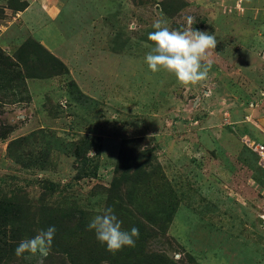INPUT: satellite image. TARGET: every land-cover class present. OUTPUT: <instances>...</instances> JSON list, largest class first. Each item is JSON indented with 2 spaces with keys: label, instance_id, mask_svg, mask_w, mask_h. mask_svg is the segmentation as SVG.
<instances>
[{
  "label": "rangeland",
  "instance_id": "374dc122",
  "mask_svg": "<svg viewBox=\"0 0 264 264\" xmlns=\"http://www.w3.org/2000/svg\"><path fill=\"white\" fill-rule=\"evenodd\" d=\"M61 1L54 23L0 0V48L39 62L43 50L20 54L32 41L69 69L0 88V200L27 208L0 224L3 239L20 232L0 264H264V200L250 195L264 196V0ZM190 16L218 42L207 79L182 85L145 56L155 20L184 30ZM109 207L139 229L134 247L109 252L88 229ZM41 216L60 249L18 258Z\"/></svg>",
  "mask_w": 264,
  "mask_h": 264
},
{
  "label": "clouds",
  "instance_id": "9594fccd",
  "mask_svg": "<svg viewBox=\"0 0 264 264\" xmlns=\"http://www.w3.org/2000/svg\"><path fill=\"white\" fill-rule=\"evenodd\" d=\"M193 23L194 18L190 16L187 18V28L170 30L161 20L153 22L155 31L148 34V40L154 46L145 56V62L152 72L164 69L174 74L182 85H195L207 79L211 68V61L207 59L209 50L215 49L218 41L207 31L194 29ZM121 226L122 221L109 207L92 218L88 229L94 231L96 239L106 245L107 251L115 253L125 246L134 247L135 238L139 237L138 228L124 231ZM55 232V227L50 226L34 237L22 240L15 249V255L24 258L50 251Z\"/></svg>",
  "mask_w": 264,
  "mask_h": 264
},
{
  "label": "trees",
  "instance_id": "16d2710c",
  "mask_svg": "<svg viewBox=\"0 0 264 264\" xmlns=\"http://www.w3.org/2000/svg\"><path fill=\"white\" fill-rule=\"evenodd\" d=\"M20 50H21L20 54L21 52L31 53L32 51L37 52V50H43L46 52L47 57H45L43 60L39 62H34L36 59L23 60L22 55L19 56L18 54L17 56L15 55L10 56L0 48V72L2 78L4 79L3 85L0 86V88H2L3 91L9 90V91H13V94H15L18 93V89H21L20 86L26 87V80L28 78H44L54 74L68 73L69 71L67 65L62 60H60L54 54L49 52L43 46H40L38 43L27 41L23 43ZM31 62H33L32 65H30ZM54 68H60V70L56 71L54 70ZM71 86L77 87L74 81L71 82ZM18 102H21V100H18ZM21 140H22L21 138H16L12 140L9 144V148L10 147L12 149L16 148L15 145L19 144ZM76 153L77 155H79L80 151L77 150ZM17 159L19 160V158ZM115 184L116 183L113 184V189H116ZM26 209H27L26 207L21 206L20 202H11V201L6 202L4 200H0V224L2 225L6 224L8 218L12 214H16L19 211L25 212ZM50 222L51 221L50 219H47V216L40 217V223L44 230H46L49 227L48 223ZM56 225L58 224L56 223ZM17 231L18 228L14 229L11 235L8 236V240L2 238L5 237L6 235L4 232L0 231V241H8L6 246L0 247V259L7 260L11 256L8 253L13 251L14 250L13 248H15L14 246H15V241L17 240V233H20ZM24 233H26V231ZM59 249L55 247H51L49 252L51 255L55 256ZM67 252H69V250H67ZM157 254L158 253L149 252L148 250L146 256L149 255L148 257L156 259L160 255H162V254L159 255Z\"/></svg>",
  "mask_w": 264,
  "mask_h": 264
},
{
  "label": "crops",
  "instance_id": "0c3cea01",
  "mask_svg": "<svg viewBox=\"0 0 264 264\" xmlns=\"http://www.w3.org/2000/svg\"><path fill=\"white\" fill-rule=\"evenodd\" d=\"M37 3H38V5H37ZM33 5H35V6H33ZM31 7H33V8L37 7L39 10H41L40 15L42 14L44 17H46L48 19V21H52L54 23L57 20V18L60 17V15L62 14V11H63V4H62L61 0H35V1L30 0L27 8L24 11H20V12L21 13H24V12L28 13V11L30 9L32 10ZM40 15H39V17H40ZM76 85H77V83H76ZM260 126L264 130V126L263 125H260ZM262 136H264V135L262 134ZM263 141L264 140H261V142H263ZM212 162H214V164L211 163L210 165L215 166V164L217 163L216 161H212ZM222 166H223L222 168H225V170H226V167H228V169L230 168L232 170H235V168L237 167V163L233 162V161L226 160ZM223 173L224 172H222V175L226 178L227 174H225V173L223 174ZM215 176L216 177L218 176L217 170L215 172ZM224 177H222V178H224ZM250 195L253 196L252 200L257 201V203H262V201L264 200V199H261V198H264V196L261 197L259 195V193H251Z\"/></svg>",
  "mask_w": 264,
  "mask_h": 264
},
{
  "label": "built area",
  "instance_id": "2783aa9c",
  "mask_svg": "<svg viewBox=\"0 0 264 264\" xmlns=\"http://www.w3.org/2000/svg\"><path fill=\"white\" fill-rule=\"evenodd\" d=\"M252 148L258 154L259 161L262 167L264 168V143L259 142V141H253Z\"/></svg>",
  "mask_w": 264,
  "mask_h": 264
},
{
  "label": "bare ground",
  "instance_id": "6f19581e",
  "mask_svg": "<svg viewBox=\"0 0 264 264\" xmlns=\"http://www.w3.org/2000/svg\"><path fill=\"white\" fill-rule=\"evenodd\" d=\"M264 217V216H263Z\"/></svg>",
  "mask_w": 264,
  "mask_h": 264
}]
</instances>
